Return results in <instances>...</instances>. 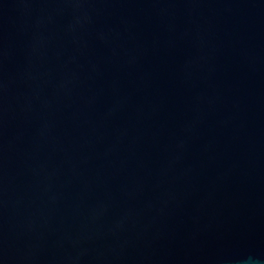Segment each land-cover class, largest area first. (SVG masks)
<instances>
[{"label":"water","instance_id":"obj_1","mask_svg":"<svg viewBox=\"0 0 264 264\" xmlns=\"http://www.w3.org/2000/svg\"><path fill=\"white\" fill-rule=\"evenodd\" d=\"M0 264H264V0H0Z\"/></svg>","mask_w":264,"mask_h":264}]
</instances>
